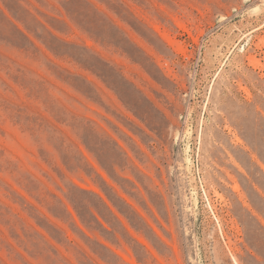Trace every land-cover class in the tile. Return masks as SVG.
Masks as SVG:
<instances>
[{"label": "rangeland", "instance_id": "obj_1", "mask_svg": "<svg viewBox=\"0 0 264 264\" xmlns=\"http://www.w3.org/2000/svg\"><path fill=\"white\" fill-rule=\"evenodd\" d=\"M0 264H264V0H0Z\"/></svg>", "mask_w": 264, "mask_h": 264}]
</instances>
